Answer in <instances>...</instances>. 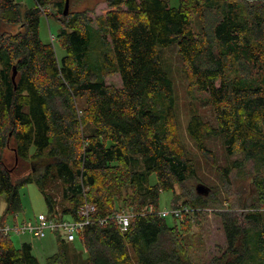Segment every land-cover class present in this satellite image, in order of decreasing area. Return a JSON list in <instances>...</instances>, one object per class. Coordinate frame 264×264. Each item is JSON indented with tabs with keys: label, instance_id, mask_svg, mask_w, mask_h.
I'll list each match as a JSON object with an SVG mask.
<instances>
[{
	"label": "trees",
	"instance_id": "16d2710c",
	"mask_svg": "<svg viewBox=\"0 0 264 264\" xmlns=\"http://www.w3.org/2000/svg\"><path fill=\"white\" fill-rule=\"evenodd\" d=\"M105 1L108 11L92 19L93 9L72 11V0L66 15L65 0H34L26 10L0 0L1 223L23 210L20 190L33 184L47 215L58 208L76 220L84 202L96 206L94 222L74 242L56 234L58 251L45 264H264V0H178L176 7L170 0ZM42 15L60 24V60L39 37ZM173 43L188 87L207 95L216 123L193 114L186 127L227 196L226 208L213 204L222 208L225 247L208 263L202 236L188 239L202 227L198 210L210 207V189L199 195L194 187L196 164L156 50ZM113 75L120 87L106 83ZM210 137H221L226 155L237 158L217 165ZM162 192L173 193L172 205L183 198L192 214L182 221L141 215L147 205L158 209ZM119 210L135 215L126 231L111 218ZM0 264L40 263L30 244L16 248L1 234Z\"/></svg>",
	"mask_w": 264,
	"mask_h": 264
},
{
	"label": "rangeland",
	"instance_id": "374dc122",
	"mask_svg": "<svg viewBox=\"0 0 264 264\" xmlns=\"http://www.w3.org/2000/svg\"><path fill=\"white\" fill-rule=\"evenodd\" d=\"M21 5L22 10L31 8L34 5V0H13ZM170 5L176 7L178 5V0H170ZM52 6L50 7V9ZM72 11L76 10H88L93 9L90 12V16L94 19L96 16L103 15L108 11L107 4L105 0H72V6L70 7ZM60 24L57 20L52 17L46 18L44 15L40 18L39 23V37L41 41L45 44H51L55 50V54L58 60H60L64 55V50L56 42V36L59 33ZM196 30V26H194ZM157 53L160 57V61L163 70L168 74L173 82L174 95H175V115L178 122L179 132L181 134L185 151L188 156L196 164L197 181L194 183V187L198 184L207 186L209 190L208 202L209 208H203L198 210L201 213V226L192 228V232L189 235V239L193 244L198 236H202V249H199L200 255L204 258L205 262H209L212 257L218 255L219 251L225 247V236L221 226V222L216 213L220 212L222 208L213 207L215 202L221 203L223 207H227L226 198L224 191L221 189L220 176L216 171L215 167L209 164L197 151L193 142L189 138L186 127L191 115L196 114L201 116L205 121L211 123L213 126L216 125L215 117L212 111V107L207 100V95L201 93L196 89L188 87V81L185 72L183 71L180 55L178 53L177 43H173L169 46H157ZM109 85H114L115 87L121 86V81L118 75H113L106 80ZM206 145L213 151L214 157L217 165L226 166L232 160L237 158V156L230 157L226 155L224 151L223 140L221 137H210L205 140ZM13 161V153L6 150L4 153V162L7 166H11ZM155 183V177L152 175L149 178V184ZM54 197L59 201L60 194L58 191L52 192ZM175 194L179 195V189L176 187ZM23 210L18 214V219L20 222L25 220H33L39 214H46L47 207L45 205L44 199L38 190V188L33 185H27L20 190ZM173 199L172 192H162L159 197V211L163 210H174L178 207H185L183 204L184 199L181 198L176 204H171ZM5 208L4 198H0V218L3 215ZM186 208V207H185ZM188 209V208H187ZM60 213L58 208L55 211ZM192 214V211H189ZM170 216V215H168ZM68 219L69 217H65ZM183 220V219H182ZM166 221L169 226H173L175 220L168 217ZM7 223H12V218L9 217L6 221ZM4 222V223H6ZM0 224L1 223L0 221ZM178 224V222H176ZM61 237L63 235L60 233ZM57 235L52 233L46 234L42 239H35L32 236L26 235H16L11 233L10 240L14 247L18 248L22 243H29L32 245L33 254L36 256L40 264H45L46 258L55 254L58 251L57 248ZM74 254H77L79 259L85 260V251L81 244L78 242L73 243Z\"/></svg>",
	"mask_w": 264,
	"mask_h": 264
},
{
	"label": "built area",
	"instance_id": "2783aa9c",
	"mask_svg": "<svg viewBox=\"0 0 264 264\" xmlns=\"http://www.w3.org/2000/svg\"><path fill=\"white\" fill-rule=\"evenodd\" d=\"M96 212V206L87 202H84L77 212L76 220H66L61 217V214L50 216L47 214H39L33 220H25L20 222L18 216L12 217V223L0 224V235L11 236V233L16 235H30L35 239H42L46 236L47 232L53 235L62 234L63 239L72 243L75 241L79 232H82L84 227L92 224L94 219L92 215ZM188 209L185 207H178L174 210L159 211L154 209L152 205L145 206L140 212L141 215L156 214L159 217L173 216L175 219L182 221L184 213H188ZM134 213L128 210H119L113 212L111 218L116 221L121 231H126L130 221L134 218ZM105 219L100 218L98 221L103 223ZM61 236V235H60Z\"/></svg>",
	"mask_w": 264,
	"mask_h": 264
},
{
	"label": "water",
	"instance_id": "95a60500",
	"mask_svg": "<svg viewBox=\"0 0 264 264\" xmlns=\"http://www.w3.org/2000/svg\"><path fill=\"white\" fill-rule=\"evenodd\" d=\"M68 10H69V0H65L63 14L66 15L68 13ZM15 76H16V71L14 70L13 74L11 76V80H12L13 84H15ZM195 189H196L197 194H199V195H207L208 194V189L202 184H198Z\"/></svg>",
	"mask_w": 264,
	"mask_h": 264
},
{
	"label": "crops",
	"instance_id": "0c3cea01",
	"mask_svg": "<svg viewBox=\"0 0 264 264\" xmlns=\"http://www.w3.org/2000/svg\"><path fill=\"white\" fill-rule=\"evenodd\" d=\"M25 243V242H24ZM29 244V243H28ZM31 245V244H30ZM31 247H32V245H31Z\"/></svg>",
	"mask_w": 264,
	"mask_h": 264
}]
</instances>
